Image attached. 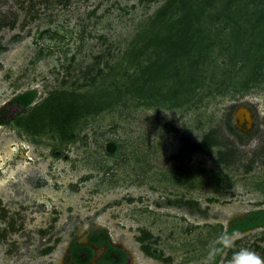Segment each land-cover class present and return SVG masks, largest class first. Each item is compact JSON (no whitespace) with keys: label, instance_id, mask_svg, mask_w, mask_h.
Masks as SVG:
<instances>
[{"label":"rangeland","instance_id":"1","mask_svg":"<svg viewBox=\"0 0 264 264\" xmlns=\"http://www.w3.org/2000/svg\"><path fill=\"white\" fill-rule=\"evenodd\" d=\"M166 1L0 0V264H62L70 241L91 230L107 231L133 264H211L231 221L264 210V71L250 90L242 84L253 57L229 63V48L179 96L169 97L175 86L163 75L142 89L156 45L138 51ZM29 90V107L11 103ZM56 95L105 106L66 141L31 119ZM241 105L255 117L246 136L234 128ZM163 119L177 131L162 130ZM212 130L236 151L232 164L217 163L223 147L176 158ZM232 244L219 264L241 248L264 257V228Z\"/></svg>","mask_w":264,"mask_h":264},{"label":"trees","instance_id":"2","mask_svg":"<svg viewBox=\"0 0 264 264\" xmlns=\"http://www.w3.org/2000/svg\"><path fill=\"white\" fill-rule=\"evenodd\" d=\"M172 18L176 20L168 26L166 23ZM151 24L160 28L154 38L141 42L145 47L142 50L141 45L138 51L141 54L145 48L151 49L148 45H156L155 52L151 50L154 59L150 60L141 75L142 89L144 84L163 75L168 77V81H173L170 82L173 83L170 89L175 86V89L170 91L169 97L179 96L181 92L185 94V89L190 87L185 84L188 82L187 79L201 86L206 66L213 64L212 60L229 48H232V52L228 54L229 63L238 61L239 57L245 61L253 57L252 61L244 65L246 71L242 75L243 87L250 90L252 86L259 84V78L264 71V0H167L158 10ZM167 28L172 30L167 31ZM214 73L215 71L212 72ZM36 97V91L29 90L14 97L11 103L27 108ZM163 100L167 98L163 97ZM103 103L105 104V101L101 102L100 99L94 101L73 95H56L51 98L50 104L42 113L34 114L31 119L33 122L38 119L42 122H50L60 130L66 141H75L73 130L76 123L82 116L91 115L97 109H102L105 106ZM2 116L1 123L6 115L2 114ZM163 120L162 130L167 133L177 131L170 120ZM107 147V150L113 152L115 144L110 143ZM220 147L223 149H218L215 153L217 163L232 164L236 151L228 145H222L218 133L213 130L205 134L197 143L186 140L176 158L188 160L195 153L210 158L214 155V149ZM252 228H264L263 209L251 211L242 218L231 221L225 233L239 234ZM89 240L91 244L101 246L108 241L107 232L101 230L93 232ZM216 248L218 250L213 254L211 264H219L226 251V248L219 245ZM80 251L88 252L92 256L89 247L72 245L73 262L78 260L77 253ZM108 252H115L120 256L119 264L125 263L126 256L122 251L109 246ZM231 258L228 253L227 260ZM108 264L112 262L108 261Z\"/></svg>","mask_w":264,"mask_h":264},{"label":"flooded vegetation","instance_id":"3","mask_svg":"<svg viewBox=\"0 0 264 264\" xmlns=\"http://www.w3.org/2000/svg\"><path fill=\"white\" fill-rule=\"evenodd\" d=\"M253 229H257V228H252L247 231H251ZM97 231H100V230H91L90 232H88L86 236V240L82 243H78L76 240L70 241V243L68 244V250L62 258V264H101V263L108 264V261L112 262V264H119L120 256L117 255L115 252H108L109 246H111L114 249L116 248L125 254L126 261L124 264H133V259L129 257L126 250L121 245H118V244L113 245L108 233H107L108 235L107 243H104L101 246H96L94 244H91L89 240L90 236L93 232H97ZM101 231H105V230H101ZM247 231H244V232H247ZM72 245H75L77 247H81V246L89 247L92 251V254H91L92 256H90L88 252L80 251L79 253H77L78 260L76 262H73L72 255H71Z\"/></svg>","mask_w":264,"mask_h":264},{"label":"clouds","instance_id":"4","mask_svg":"<svg viewBox=\"0 0 264 264\" xmlns=\"http://www.w3.org/2000/svg\"><path fill=\"white\" fill-rule=\"evenodd\" d=\"M235 235V232L231 234L222 233L221 235H219L213 242L214 247L210 252V255L214 254L215 251L218 250L215 245H219L222 248L232 247V242ZM228 264H264V257H261L256 252L250 249L241 248L239 251L233 253L232 258L229 260Z\"/></svg>","mask_w":264,"mask_h":264},{"label":"water","instance_id":"5","mask_svg":"<svg viewBox=\"0 0 264 264\" xmlns=\"http://www.w3.org/2000/svg\"><path fill=\"white\" fill-rule=\"evenodd\" d=\"M241 116L245 119L241 120ZM234 128L238 130L241 135H249L255 127V117L251 108L247 105H241L236 109L233 116Z\"/></svg>","mask_w":264,"mask_h":264},{"label":"bare ground","instance_id":"6","mask_svg":"<svg viewBox=\"0 0 264 264\" xmlns=\"http://www.w3.org/2000/svg\"><path fill=\"white\" fill-rule=\"evenodd\" d=\"M240 119H241V120H243V119H245V118H244V116H241V118H240Z\"/></svg>","mask_w":264,"mask_h":264}]
</instances>
